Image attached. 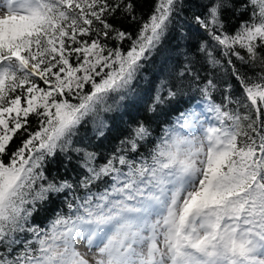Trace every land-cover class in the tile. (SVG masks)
Returning a JSON list of instances; mask_svg holds the SVG:
<instances>
[{"label": "snow or ice", "instance_id": "1", "mask_svg": "<svg viewBox=\"0 0 264 264\" xmlns=\"http://www.w3.org/2000/svg\"><path fill=\"white\" fill-rule=\"evenodd\" d=\"M188 3L200 11L180 21L181 0H156L133 38L120 24L140 19L134 0L0 2V264H264V0ZM168 37L185 62L149 110L187 86L212 122L186 108L147 155L139 123L97 163L81 129L91 118L107 140L99 113ZM58 157L77 181L48 179ZM47 204L53 219L33 226Z\"/></svg>", "mask_w": 264, "mask_h": 264}, {"label": "trees", "instance_id": "2", "mask_svg": "<svg viewBox=\"0 0 264 264\" xmlns=\"http://www.w3.org/2000/svg\"><path fill=\"white\" fill-rule=\"evenodd\" d=\"M184 7L180 11L179 20H185V14L191 16L192 11H200V9L193 7L189 10L188 0H181ZM136 4V13L140 18L138 21H124L120 26L126 31L131 33L135 38L137 31L139 30L140 23L146 21L151 15L155 6L156 0H134ZM241 23L239 19L230 21V24L235 28ZM175 35V33H173ZM183 44L184 42H180ZM131 41L124 43V49L130 46ZM177 41L166 38L162 42V55H154L152 62L146 66V70L143 72L139 79V84L134 86V90L130 93L126 99L118 101L113 104L111 111L100 112L97 117V122L103 121L107 128L111 131L108 133L107 140L101 142L100 140L94 139L95 130L91 118L89 123L86 125V132L81 129L79 137L76 139L79 141L77 146L88 147L90 151L97 152L98 160L97 163H102L108 155L124 140L131 130L136 127L139 123H145L150 131L151 136L149 137L150 142H145L146 146L141 147L139 152L148 154V151L153 147L157 140L163 135L164 130L170 127L176 120V117L180 115V112L186 108H192L197 103L199 96L185 86L177 100H173L171 103H164L156 106L155 111H150L152 106L153 98L157 94L158 88L162 83L165 84L164 89L161 91V95L167 94V86H175L177 81L173 78L174 73L178 72L185 62L184 53L187 51L186 48H181L175 52H170L171 49L175 48ZM200 67L199 64L196 65ZM201 75H208L207 72L201 71ZM236 96L234 99L239 97V91L234 90ZM221 98L217 94V101ZM235 107V105H233ZM91 139V145L88 144V140ZM19 143V141L13 142V148ZM75 157V154H72ZM137 154L130 153V156ZM62 161V162H61ZM46 174L48 179H68L70 182H75L80 178L82 170L78 167V162L75 158L68 161L63 157H58L55 162H50L45 165ZM63 198L57 201V210L62 205ZM53 206L51 204L42 205L38 208V211L34 213L30 223L35 227L46 229L49 222L53 219V214L49 211ZM67 212L66 207L63 209Z\"/></svg>", "mask_w": 264, "mask_h": 264}, {"label": "rangeland", "instance_id": "3", "mask_svg": "<svg viewBox=\"0 0 264 264\" xmlns=\"http://www.w3.org/2000/svg\"><path fill=\"white\" fill-rule=\"evenodd\" d=\"M0 2H2V0H0ZM192 108H194V111L197 113V119L201 121H206L208 123L212 122L210 114L203 111L202 105L196 103ZM81 250L83 251V249Z\"/></svg>", "mask_w": 264, "mask_h": 264}]
</instances>
